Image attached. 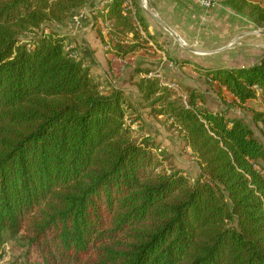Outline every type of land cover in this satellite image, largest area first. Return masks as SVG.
Segmentation results:
<instances>
[{"label":"trees","instance_id":"16d2710c","mask_svg":"<svg viewBox=\"0 0 264 264\" xmlns=\"http://www.w3.org/2000/svg\"><path fill=\"white\" fill-rule=\"evenodd\" d=\"M219 1L264 24L260 5ZM86 2L0 0V259L21 240L20 264H264V143L244 119L209 108L198 88L176 106L148 78L154 70L136 67V91L159 105L156 116L175 119L199 173L190 182L167 167L125 125L124 91L102 92L52 28ZM122 5L106 7L117 58L146 48L138 27L153 40L138 1L134 14ZM173 62L239 105L256 88L264 94V55L240 67Z\"/></svg>","mask_w":264,"mask_h":264},{"label":"rangeland","instance_id":"374dc122","mask_svg":"<svg viewBox=\"0 0 264 264\" xmlns=\"http://www.w3.org/2000/svg\"><path fill=\"white\" fill-rule=\"evenodd\" d=\"M257 1L258 3L256 4L258 5H262L264 2V0ZM147 18L149 17L147 16ZM149 20L154 22L151 18H149ZM235 23H237V28L232 32L223 30V32L215 34L213 31H209L206 34L201 35L192 31L190 32V37L182 40L186 45L192 48L202 51H212L228 45L230 40L238 34L264 32V24L257 26L251 19L244 15H240L237 22L233 20L231 26H235ZM155 24L162 32V36L165 39L161 43H159L158 39L156 43H153L155 47L154 54L157 52H163L165 56L161 57H163L164 60L161 63L157 58H136L132 60L133 63H139L141 60H147L146 62H148V64H138L136 67L141 69L151 68L154 70L155 72L152 73L151 76L147 75L148 78L158 79L160 86L165 88L163 93H167L169 96L168 100L175 101L176 106L179 104L186 105L189 96L187 88H198L203 94L205 104L209 108L213 110L227 111L229 116L244 119L253 128L256 136H258L264 143V94L259 88L255 89L254 99L247 101L244 105H239V103L233 101L231 95L224 89L219 90V87L216 84L211 85L201 71L195 69L191 65L179 66L174 65L173 62V60L184 59L203 67H211L215 65L226 67L254 65L264 55V35L249 34L238 39L222 53L209 56H197L183 50L168 32L161 28L157 23ZM52 28L55 29V27ZM32 37V34H25L21 39L28 42L31 41ZM140 37L141 40H146V35L144 36L143 33H140ZM201 38L204 42H214L215 44H213V46L200 44ZM151 41H154V38ZM145 47L147 46L145 45ZM148 48L153 50L152 47ZM153 62L161 63L159 64L161 67L159 69L160 71L158 70L157 72V69L149 66V64H153ZM121 65L124 66V63H120V66ZM193 73L198 74L200 78L197 79L196 75ZM129 74H131L130 70L124 74L126 79L123 80L124 82H122L121 86L127 101L131 104V107H128L126 110L125 125L129 127L132 136L137 141L144 139L152 141L156 151L162 154V156L168 158L165 162L167 167L171 164V167L180 170L185 176H187L190 182H193L199 173V165L191 148L187 145L180 127L173 117L168 115L156 116L154 114L153 110H159V105L154 104L150 106V102L141 99L136 89L132 87ZM135 80H133V82H135ZM96 82L100 84V90L102 92H108L105 91L107 88L104 89L105 85L102 84L101 81L98 80ZM197 103L198 105L201 104L199 100H197ZM24 259L25 247L22 246L21 240H16L6 244L4 255L0 259V264H20L24 262Z\"/></svg>","mask_w":264,"mask_h":264},{"label":"crops","instance_id":"0c3cea01","mask_svg":"<svg viewBox=\"0 0 264 264\" xmlns=\"http://www.w3.org/2000/svg\"><path fill=\"white\" fill-rule=\"evenodd\" d=\"M201 1L144 0V3L151 12L166 22L183 40L190 37V32L192 31L196 32V34L203 35L209 31L218 34L219 32H223V30L231 32L236 30L237 23H235V26L231 25L233 20L237 22L240 14L233 12L219 0L212 7L202 5ZM248 1L255 4L258 3L257 0ZM138 5L141 9L139 1ZM263 6L264 2L261 7ZM104 7L105 0H87L83 7L74 10L66 21L61 25H56L55 29L65 38L66 51L70 52L76 61L81 62L83 66L89 68L91 76L96 81L99 80L105 85L104 89L107 88L105 91L109 92L112 88L123 90L121 88L122 82L126 79L124 74L129 70L131 71L129 76L132 87L135 88L133 86V80L140 78L141 75L134 76L132 72H134L136 65L148 64V62H146L147 60H141L139 63H133L132 60L136 58H157L162 63L164 59L161 56H165V54L163 52L154 54L155 47L153 43H156L157 39L161 43L165 38L162 36L163 34L159 28L156 27V24L150 21L141 9L142 16L145 18L148 27V32L154 38V41L146 38L147 47L145 50L129 54L122 59L117 58L113 50L116 40L110 37L108 34L109 30L104 33L100 28V23L106 18V15L101 14V10ZM131 14H134V9ZM138 30L139 33H143L144 36L146 35L140 27H138ZM127 36L128 38H132L131 33H128ZM200 40V44L203 45L213 46L215 44L214 42H204L202 38ZM148 47H152L153 50ZM160 62H153L149 66L157 69L158 72L161 68L159 65L161 64ZM120 63H124V66H120ZM193 74L196 75L197 79L200 78L198 74Z\"/></svg>","mask_w":264,"mask_h":264},{"label":"water","instance_id":"95a60500","mask_svg":"<svg viewBox=\"0 0 264 264\" xmlns=\"http://www.w3.org/2000/svg\"><path fill=\"white\" fill-rule=\"evenodd\" d=\"M140 5H141V9L144 12V14L146 16H148L149 18H151L155 23H157L161 28H163L166 32H168L171 37L180 45V47H182L183 50H185L186 52H189L190 54L193 55H197V56H209V55H215V54H219L224 52L225 50H227L233 43H235L238 39L249 35V34H259V35H264V32H248V33H242V34H238L236 36H234L228 45L223 46L221 48L212 50V51H202V50H198L195 48H192L188 45H186L184 43V41L178 36V34H176L169 26L168 24H166V22H164L159 16H157L156 14H154L153 12H151V10H149L145 3L144 0H138Z\"/></svg>","mask_w":264,"mask_h":264},{"label":"built area","instance_id":"2783aa9c","mask_svg":"<svg viewBox=\"0 0 264 264\" xmlns=\"http://www.w3.org/2000/svg\"><path fill=\"white\" fill-rule=\"evenodd\" d=\"M109 0H105V7L101 10V14L106 15L107 13V3ZM202 5L206 7H212L213 5L218 3V0H202L201 1ZM123 9L125 11L130 10L131 13L133 12V5H132V0H123ZM112 23L107 20L106 18L103 19V21L100 23V28L102 32L106 33L111 28ZM152 73H149L148 76H151ZM158 77V76H156Z\"/></svg>","mask_w":264,"mask_h":264}]
</instances>
